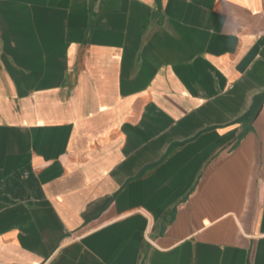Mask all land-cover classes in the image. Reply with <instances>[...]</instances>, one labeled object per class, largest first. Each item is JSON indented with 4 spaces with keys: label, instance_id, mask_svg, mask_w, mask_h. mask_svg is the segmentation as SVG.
<instances>
[{
    "label": "crops",
    "instance_id": "crops-1",
    "mask_svg": "<svg viewBox=\"0 0 264 264\" xmlns=\"http://www.w3.org/2000/svg\"><path fill=\"white\" fill-rule=\"evenodd\" d=\"M0 264H264V0H0Z\"/></svg>",
    "mask_w": 264,
    "mask_h": 264
}]
</instances>
